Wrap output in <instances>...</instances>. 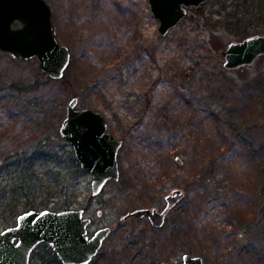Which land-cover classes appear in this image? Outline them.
I'll return each mask as SVG.
<instances>
[{"label":"rangeland","instance_id":"1","mask_svg":"<svg viewBox=\"0 0 264 264\" xmlns=\"http://www.w3.org/2000/svg\"><path fill=\"white\" fill-rule=\"evenodd\" d=\"M44 1L57 41L71 53L62 78L69 85L39 75L37 58L21 61L0 51V162L29 137L50 138L60 163L40 162L37 171L65 176L68 209L85 211L90 235L111 229L89 264H181L185 254L204 264H264V56L234 71L223 68L221 57L231 42L264 36V0H205L187 8L165 36L148 0ZM35 82L37 91H23ZM73 97L77 109L102 113L109 132L123 141L119 180L97 197L87 173L78 176L65 166L72 148L55 136ZM164 117L174 129L159 150L154 141ZM219 134L229 136L227 143L219 142ZM211 144L224 154L211 157L203 150ZM197 159L203 166L196 169ZM202 174L208 175L210 199L205 186L191 184ZM0 175V186L10 193L18 176L9 170ZM174 189L184 198L164 228L122 219L140 208L160 211ZM43 193L36 204H48L44 210L66 204L59 192ZM16 199L24 204L21 192ZM6 200L13 202L9 194ZM1 201L0 231L17 218L5 225ZM49 257L48 248L39 246L30 264H52Z\"/></svg>","mask_w":264,"mask_h":264},{"label":"water","instance_id":"2","mask_svg":"<svg viewBox=\"0 0 264 264\" xmlns=\"http://www.w3.org/2000/svg\"><path fill=\"white\" fill-rule=\"evenodd\" d=\"M204 1L148 0V4L159 22L160 35L165 36L187 15V8ZM17 22L21 26L14 28ZM0 51L21 61L37 58L40 72L53 81L63 78L71 61L69 48L54 35L51 10L44 0H0ZM261 56H264V36L260 35L231 42L221 52L227 71L249 67ZM77 106L78 98H71L59 135L71 146L80 169L90 176L91 196L97 197L108 183L119 180L117 155L122 141L107 132L102 113L79 110ZM183 196L181 190H175L165 198L161 211L140 208L122 219L146 218L153 228L160 229L168 212ZM90 225L91 219L83 209L24 212L17 216L14 226L0 231V264H30L33 251L41 244H47L61 264H89L110 233L106 227L90 237ZM181 261V264H204L201 257L187 254Z\"/></svg>","mask_w":264,"mask_h":264},{"label":"trees","instance_id":"3","mask_svg":"<svg viewBox=\"0 0 264 264\" xmlns=\"http://www.w3.org/2000/svg\"><path fill=\"white\" fill-rule=\"evenodd\" d=\"M212 47L215 50L220 49V47L218 48L217 45H215V42L212 43ZM71 64V63H70ZM70 67V65H69ZM39 75L43 74L38 70ZM219 73H227V71H221ZM46 80L47 81H53L51 79H49L46 76ZM229 84L233 85L234 89H236V85H234V81L230 80V79H225ZM61 83H63L64 85L68 86L69 83L68 81L61 79ZM40 86L38 85V82L32 83L29 86L26 87H22L23 91L28 92V91H37L38 88ZM234 91V90H233ZM149 102V101H147ZM149 105V104H148ZM144 114V113H143ZM145 116V115H144ZM206 116L201 117V121H203L204 119L206 120ZM168 118L164 117L163 120H161V125L160 128L158 127V133L155 135L157 137V140H155V146L156 149L159 148V150L161 148L164 149V147L166 145H168V140L167 138L170 137V133L172 132V130L174 129L173 127L171 128L169 126L170 122ZM161 129V130H160ZM162 129L164 131H162ZM55 136L57 138H59V132L56 129L55 131ZM165 136V138H161ZM209 136V135H208ZM211 137V135L209 136ZM144 143L145 141H147V137H144ZM229 138V136L225 137L223 134H219L218 139L220 140L219 142H225L227 143V140ZM211 140H208L207 143H210ZM218 142V143H219ZM153 144V143H152ZM212 144L211 145H207L203 150L206 152H210V156L214 157V155L216 156V154L219 153V155H223L225 150L221 151V148H218L216 151H213L212 149ZM53 150L51 147V142H50V138L46 137V138H36V136L33 137H29V139L23 144V146L21 147V149H16L14 152V155L12 156H7L6 158H4L3 160H1L0 162V174L4 173V172H9L11 174H15L16 176H18L17 180L14 181L13 186H11V188L9 189L10 193L8 192V190L6 189L7 187L2 188L0 186V199L2 200V212L6 211L7 215L5 216L4 219V223H6V226H9L11 223L8 222L9 218H16V216H18L19 211L25 212L28 210H39L41 208V210H44V208L46 209L48 207V204H36L37 199L41 200L42 196L44 197V193L43 190H46L47 193H50V191H53V196L54 197L56 195V193H61L62 197L65 200L66 204H62V207L59 208L58 210H65L68 209L69 207V197H68V193H67V188L69 186V182L65 183V176L62 177V173L58 170V173H55V176L52 175L51 173H49L50 171H48L49 169L43 171V173H39L37 171V167L38 164L40 162L43 161H53L54 162V166H57L58 163H60V159L53 157ZM227 151V150H226ZM67 161L65 162V166H69L67 167L69 170H73V172H75L74 174L76 175H82L84 174V171H82L80 169V166L78 164V162L76 161L75 157H74V153L72 150H70L67 154ZM67 163V164H66ZM196 169L200 168L203 166V163H199L198 159L196 164H194ZM193 165V166H194ZM55 169H57V167H54ZM204 173V172H203ZM208 175L207 174H202L200 176H198L197 179H195L194 181L191 182V184L196 185V187H204L205 186V199H210L211 198V190L209 188V184H208ZM56 178V179H55ZM207 178V179H206ZM0 179H1V175H0ZM2 188V189H1ZM18 192L22 194V197L24 199V204L20 205V203H17L14 199H16V195L18 194ZM11 195L13 198V202L10 204V202L8 203L7 196ZM17 200V199H16ZM258 213H256L254 215V217L256 218L255 222H258ZM14 223V221H13ZM167 225V220L165 223V226ZM164 226V227H165ZM163 227V228H164ZM39 246H45L48 248L50 257L48 259L49 263L52 264H61L59 259L57 258V256L53 253V251L50 249V247L47 244H41ZM38 246V247H39ZM37 247V248H38ZM36 250V249H35ZM140 251V249H139ZM31 258V257H30Z\"/></svg>","mask_w":264,"mask_h":264},{"label":"flooded vegetation","instance_id":"4","mask_svg":"<svg viewBox=\"0 0 264 264\" xmlns=\"http://www.w3.org/2000/svg\"><path fill=\"white\" fill-rule=\"evenodd\" d=\"M70 63H71V61H70ZM107 132L110 133V134H112L111 132H109V130H108V126H107ZM112 135H113V134H112ZM113 136H114V135H113ZM114 137H115V136H114ZM119 140H121V139H119ZM121 141H122V140H121ZM122 145H123V141H122ZM175 190H180V189H174L173 191H175ZM173 191H172V192H173ZM172 192H171V194H172ZM183 194H184V193H183ZM167 196H168V195H167ZM167 196H166V197H167ZM166 197H165V198H166ZM183 198H184V196H183ZM183 198H182V199H183ZM182 199H181V201H182ZM181 201H180V202H181ZM180 202H179V203H180ZM179 203H178L176 206H178ZM176 206H175L171 211H169L168 214L166 215V217H165V223H166V220H167L169 214H170V213L176 208ZM153 209H155V208H153ZM157 210H158V209H157ZM161 210H162V209H161ZM161 210H160V211H161ZM158 211H159V210H158ZM134 219H135V218H134ZM142 219H146V218H142ZM146 220H147V219H146ZM147 221H148V220H147ZM148 222H149V221H148ZM165 223H164L163 227L165 226ZM149 224H150V223H149ZM91 225H92V220H91ZM91 225H90V226H91ZM150 226H151V225H150ZM151 227H152V226H151ZM163 227H162V228H163ZM152 228H153V227H152ZM162 228H160V229H162ZM153 229H155V228H153ZM160 229H157V230H160ZM97 230H98V229H97ZM110 231H111V229H110ZM109 234H110V233H109ZM92 235H93V234H92ZM92 235L89 234L90 237H91ZM201 258H202V257H201ZM181 260H182V257H181ZM181 262H182V261H181Z\"/></svg>","mask_w":264,"mask_h":264}]
</instances>
